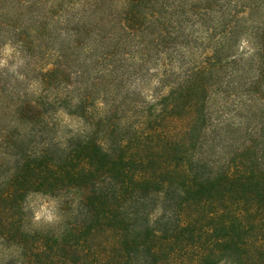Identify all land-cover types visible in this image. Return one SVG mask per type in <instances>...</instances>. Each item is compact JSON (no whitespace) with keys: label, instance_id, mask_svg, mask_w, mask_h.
<instances>
[{"label":"rangeland","instance_id":"374dc122","mask_svg":"<svg viewBox=\"0 0 264 264\" xmlns=\"http://www.w3.org/2000/svg\"><path fill=\"white\" fill-rule=\"evenodd\" d=\"M263 18L264 0H0V189L22 156L61 154L89 136L134 146L157 129L162 102L185 85V70L214 61L225 40L234 47L217 68L234 55L244 64L210 79L211 115L196 153L221 164L251 147L263 149L264 163V122L253 116L264 100L248 91ZM26 104L42 115L29 119ZM159 125L167 136L185 130V120L168 115ZM79 191L29 192L26 225L59 234L78 223ZM162 195L149 203L160 229L171 211ZM11 259L21 264V249L0 240V264Z\"/></svg>","mask_w":264,"mask_h":264},{"label":"trees","instance_id":"16d2710c","mask_svg":"<svg viewBox=\"0 0 264 264\" xmlns=\"http://www.w3.org/2000/svg\"><path fill=\"white\" fill-rule=\"evenodd\" d=\"M255 29L250 60L256 75L248 91L264 100V18ZM233 47L222 41L214 61L187 68L185 85L162 102L157 129L132 139L134 146L120 137L89 136L61 154L20 158L0 189V240L21 249V264H264L263 149L248 147L221 164L196 153L211 115L210 79L244 64L242 54L234 55L217 68ZM23 107L29 119L43 113ZM254 112L264 122V111ZM165 115L185 120V130L161 132ZM63 188L80 190L84 218L59 234L28 227V193ZM155 194L171 209L161 229L151 220Z\"/></svg>","mask_w":264,"mask_h":264}]
</instances>
